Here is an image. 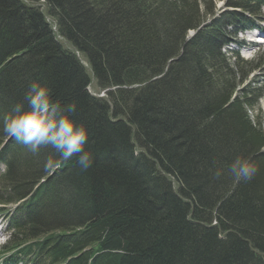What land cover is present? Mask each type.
I'll return each instance as SVG.
<instances>
[{"label":"trees","instance_id":"1","mask_svg":"<svg viewBox=\"0 0 264 264\" xmlns=\"http://www.w3.org/2000/svg\"><path fill=\"white\" fill-rule=\"evenodd\" d=\"M263 5L0 0V121L39 81L77 103L94 158L45 172L52 149L33 155L0 132V260L264 264V116H251L264 88L239 90L248 73L227 53ZM237 156L259 168L252 181L231 177Z\"/></svg>","mask_w":264,"mask_h":264},{"label":"clouds","instance_id":"2","mask_svg":"<svg viewBox=\"0 0 264 264\" xmlns=\"http://www.w3.org/2000/svg\"><path fill=\"white\" fill-rule=\"evenodd\" d=\"M78 105L75 101L61 103L54 99L51 89L39 81L27 88L22 101L13 102L0 121V132L14 140L29 153L38 155L43 148H50L54 156L44 164V171L54 170L61 161L76 159L81 172L93 165V156L86 150L89 134L76 119ZM228 172L236 182H250L259 172L257 165L245 156H237ZM222 170L217 169L215 178Z\"/></svg>","mask_w":264,"mask_h":264},{"label":"rangeland","instance_id":"3","mask_svg":"<svg viewBox=\"0 0 264 264\" xmlns=\"http://www.w3.org/2000/svg\"><path fill=\"white\" fill-rule=\"evenodd\" d=\"M214 6L215 7H212V9L215 10L217 13H223L226 11V4L223 1L216 2ZM259 19L260 21L258 22L259 24L258 26L260 28H263L261 29L263 32H257V31L246 32L240 35L237 38L236 41L237 44L233 46L234 49H232V51H235L240 55L241 60L244 62L243 63L244 68L243 69L241 68V70H239V73L240 74L248 73L247 75L244 76V79L242 80L243 84L240 85L239 90H242L245 86L251 88L253 87L252 86L253 83H255L260 88H264V45H259L256 42V40L260 39V37H264V7L262 9V12L260 13ZM66 47L72 49L67 45ZM229 50H231V48H229ZM229 50H227V53L230 52ZM231 59L232 62L235 61V59L233 58ZM233 66L231 67V69H233V71L236 72V69ZM238 82L239 81L236 82V85L239 86L240 83ZM95 90H96L95 85H93L91 89V93L96 94L97 91ZM103 93L104 92H101L99 93V95L103 96L104 95ZM256 115L264 116V99H262L258 103V107L251 112L252 117H255ZM0 187L2 188L1 194L7 195L6 194L7 191L4 189V187L2 185H0ZM6 231H7V227H6L5 217L0 216V246L3 245L4 242L6 241L7 238Z\"/></svg>","mask_w":264,"mask_h":264},{"label":"bare ground","instance_id":"4","mask_svg":"<svg viewBox=\"0 0 264 264\" xmlns=\"http://www.w3.org/2000/svg\"><path fill=\"white\" fill-rule=\"evenodd\" d=\"M0 253H1V251H0Z\"/></svg>","mask_w":264,"mask_h":264}]
</instances>
